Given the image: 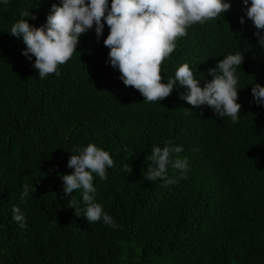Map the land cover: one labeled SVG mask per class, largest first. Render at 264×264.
<instances>
[{"label": "trees", "instance_id": "16d2710c", "mask_svg": "<svg viewBox=\"0 0 264 264\" xmlns=\"http://www.w3.org/2000/svg\"><path fill=\"white\" fill-rule=\"evenodd\" d=\"M230 2L223 15L177 39L161 75L166 82L188 63L203 85L226 55L244 53L235 124L207 106L192 108L182 88L145 102L107 62V25L100 38L94 28L82 35L60 76L39 79L35 57L24 56L26 45L9 31L26 10L37 17L30 24L43 25L59 0L0 5V264H264V106L250 84L264 85V46L243 0ZM166 141L183 147L172 159L189 166L181 175L169 165L168 176L180 178L167 186L143 177L153 146ZM89 143L116 165L107 180L94 177L96 202L116 228L90 224L83 210L76 216L63 196L71 152ZM14 207L25 215L23 228L12 219Z\"/></svg>", "mask_w": 264, "mask_h": 264}, {"label": "clouds", "instance_id": "9594fccd", "mask_svg": "<svg viewBox=\"0 0 264 264\" xmlns=\"http://www.w3.org/2000/svg\"><path fill=\"white\" fill-rule=\"evenodd\" d=\"M10 0H0L5 8ZM246 17L256 29L259 46H264V0H243ZM230 0H59L51 6L46 23L39 27L29 23L37 17L29 10L22 11L20 18L10 28V35L22 39L26 45L22 54L30 61L35 57L33 67L39 79L50 74L60 76L59 66L68 62L80 43L82 35L93 28L97 38L104 34L105 26L109 34L104 39L109 49L108 63L120 73L125 86L133 87L144 97L145 102H157L167 98L174 89H184L180 98L192 108L207 106L221 117L230 118L231 123L239 122L242 104L239 100V77L244 53L228 54L218 64L209 69L212 79L201 81L193 67L183 63L175 70L174 76L165 82L161 75V64L174 52L176 41L187 35V29L195 24H205L230 10ZM242 24L245 18L242 16ZM251 93L258 106H264V85L254 82ZM187 114V113H186ZM183 147L166 141L161 148L154 145L150 161L143 177L146 181L163 180L165 186L175 184L180 177H169V165L188 171L187 159H172L173 153H180ZM67 166L73 171L62 174L63 196L68 207L76 216L83 217L92 224L103 222L116 228L115 220L96 202L97 189L94 177L108 179V169L115 168L109 151L89 143L74 149ZM125 171H131L124 165ZM32 191L29 184L23 185L20 199L27 202ZM78 191L77 200L73 192ZM12 219L21 228L26 226L25 215L19 207L13 208Z\"/></svg>", "mask_w": 264, "mask_h": 264}]
</instances>
